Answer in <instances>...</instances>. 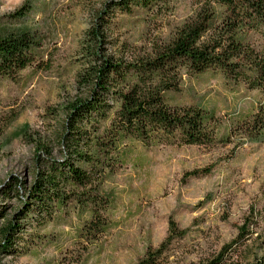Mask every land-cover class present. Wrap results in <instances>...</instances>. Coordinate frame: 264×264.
I'll return each instance as SVG.
<instances>
[{
    "label": "rangeland",
    "instance_id": "rangeland-1",
    "mask_svg": "<svg viewBox=\"0 0 264 264\" xmlns=\"http://www.w3.org/2000/svg\"><path fill=\"white\" fill-rule=\"evenodd\" d=\"M197 1L172 0L157 15L116 9L110 13L109 52L142 53L192 15ZM108 2L0 0V30L29 29L44 39L38 65L15 80L0 76V224L24 207L17 189L5 190L9 184L21 186L19 181L31 188L41 165L40 147L42 158L48 157L45 150L54 159L66 157L62 139L69 104L88 94L77 84L84 66L82 41ZM170 96L173 103L212 111L218 120L216 141L147 147L126 140L114 153L120 161L101 186L113 198L107 233L98 240L83 237L92 211L71 199L56 206L52 216L34 211L23 218L20 253L4 256L5 264H137L149 246L158 248L167 238L171 218L187 233L171 244L170 261L186 264L217 254L248 218L252 235L234 258L251 259L264 251V140L244 131L264 105V93L209 69L184 73L182 89ZM208 166V173L190 174Z\"/></svg>",
    "mask_w": 264,
    "mask_h": 264
},
{
    "label": "trees",
    "instance_id": "trees-1",
    "mask_svg": "<svg viewBox=\"0 0 264 264\" xmlns=\"http://www.w3.org/2000/svg\"><path fill=\"white\" fill-rule=\"evenodd\" d=\"M171 2L109 0L88 28L81 46L84 66L77 75L78 86L88 88V94L69 104L62 139L66 157L54 159L49 156L51 151L45 150L48 157L42 158L40 147L37 157L41 165L31 188L20 181L16 182L21 186L8 185L5 191L17 189L25 205L14 219L0 224V264H5L4 256L20 253L17 245L23 218L34 211L46 213L44 218L52 216L56 206L71 199L92 211L82 229L83 237L98 240L106 234L113 198L101 186L120 161L114 153L118 155L126 140L147 147L216 141L218 120L212 111L172 102L170 94L182 89L184 73L220 70L228 82L264 93V0H198L192 15L166 37L152 41L142 53L127 57L109 52L111 12L132 13L140 8L157 15ZM43 45L44 39L29 29L0 30V76L15 80L22 70L38 65ZM244 131L264 140V105L247 120ZM211 169H195L190 174ZM251 223L248 218L238 226L236 238L217 254L186 264H264V251L251 259L234 258L252 235ZM186 233L171 218L167 238L158 248L149 246L137 264H179L170 261L174 255L169 253L170 247Z\"/></svg>",
    "mask_w": 264,
    "mask_h": 264
}]
</instances>
